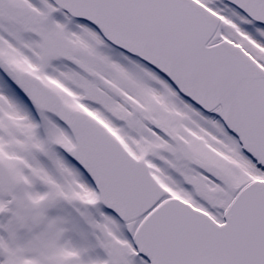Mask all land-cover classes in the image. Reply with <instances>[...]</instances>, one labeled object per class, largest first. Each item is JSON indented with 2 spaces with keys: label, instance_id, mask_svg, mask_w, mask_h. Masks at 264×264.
<instances>
[{
  "label": "snow or ice",
  "instance_id": "1",
  "mask_svg": "<svg viewBox=\"0 0 264 264\" xmlns=\"http://www.w3.org/2000/svg\"><path fill=\"white\" fill-rule=\"evenodd\" d=\"M0 264H264V0H0Z\"/></svg>",
  "mask_w": 264,
  "mask_h": 264
}]
</instances>
